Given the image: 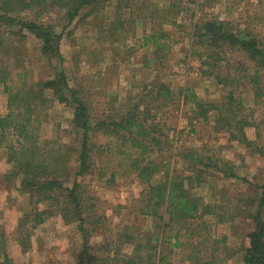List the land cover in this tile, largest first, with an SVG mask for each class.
I'll list each match as a JSON object with an SVG mask.
<instances>
[{
  "label": "rangeland",
  "instance_id": "rangeland-1",
  "mask_svg": "<svg viewBox=\"0 0 264 264\" xmlns=\"http://www.w3.org/2000/svg\"><path fill=\"white\" fill-rule=\"evenodd\" d=\"M99 1L105 4L99 2L96 8L104 6L108 10L79 23L71 33V29L65 30L61 42L64 67L71 85L87 101L95 124L120 120L121 115L140 107L138 123L120 131L125 138L109 135V128L99 124L90 134V171L75 178L84 198L83 227L87 233L79 228V222H65L59 213L65 201H38L37 196L31 198L22 191L20 179L14 174L16 164L9 159L23 141L12 131L0 129V264H76L84 254L85 240L89 253L96 257L92 258L94 264H125L121 255L113 259L114 249L121 254L131 250L126 242L119 243V236L124 233L132 235L136 244L142 243L143 256L153 252L145 246L151 237L158 253L156 259L162 253L170 264H196L198 260L244 264L246 235L254 227L252 216L264 186V95L256 96L257 87L252 86L249 77L256 64L242 51L223 54L218 66L213 67V72L226 83L219 84L203 76V58L191 56V35L195 23L217 20L229 24L234 31L246 30L264 49V0L187 3L177 25L163 22L162 27L158 26L162 20L160 11L173 0H136L135 11L140 15L131 23L134 34L127 36V46L123 39H116L108 29H103L104 14L116 0ZM37 6L26 12L27 18H31ZM129 13L127 6L121 15L126 24L130 22ZM62 16L61 11L54 10L38 20L60 29ZM153 28L162 29L164 41L170 45L164 51L162 65L148 62L153 56L152 50H148L150 44L141 46L142 38L152 33ZM5 30L3 27L0 32V70L11 73L10 85L37 89L36 83L45 81L51 72L36 40L27 33L26 37H13L9 29ZM9 47L16 49L14 56L7 54ZM259 74L258 85L263 88L257 89L264 93V69ZM158 83H165L175 93L180 87H187L209 103H221L225 109L231 98L232 112L225 111L223 115L231 117L227 122L232 126L225 122L221 128L219 121L215 123L218 114L215 111L206 120L192 121L195 109L190 101L183 104L177 99L175 104L156 109L149 104L155 93L147 94ZM42 96L33 119L31 142L45 155L57 149L64 152L68 178L72 181L81 134L72 126L70 108L59 104L50 92H42ZM7 99L5 87L0 83L2 116L8 113ZM147 105L151 107V116L144 119L146 109H143ZM232 118L238 123L234 124ZM129 136H139L153 152L149 149L150 154L140 156L138 149L131 146ZM136 159L140 167L158 162L160 172L156 173V181L162 180L167 172L172 181L191 175L200 182L190 187L187 177L183 179L188 198L199 209L186 226H181L165 205L158 208L159 217L141 213L146 210L149 184L143 182L137 168L130 166ZM160 162L169 163V169L160 168ZM155 179L151 183H157ZM206 206L210 208L207 212ZM41 211L46 212L41 216L43 222L36 224L35 214Z\"/></svg>",
  "mask_w": 264,
  "mask_h": 264
},
{
  "label": "trees",
  "instance_id": "trees-1",
  "mask_svg": "<svg viewBox=\"0 0 264 264\" xmlns=\"http://www.w3.org/2000/svg\"><path fill=\"white\" fill-rule=\"evenodd\" d=\"M99 2L105 4V2L99 0H0V32L3 27H6V30L9 29L8 33L13 35V37H26V33L32 36L39 46L40 55L45 58L46 64L51 72L49 78L45 81L36 83L37 89H35L28 85L19 87L10 85L11 78L9 75L11 73L7 70H0V83L4 85L5 91L8 94V113L3 116L0 115V129L8 132L12 131L23 141L20 147L15 149L17 151L11 153L9 159L16 164V172L14 174L20 179L22 191L28 193L31 198L37 196L38 201H65L61 204L59 213L66 223L79 222V228L84 230L85 233L88 230L83 227L85 219L83 217L82 201H84V198L82 197L81 185L75 178L78 176H86L90 171V134L96 125L99 124L100 127L106 126L109 128L107 130L109 135H117L125 138V136L120 135V131L137 125L138 117H140V107H135L132 111L121 115L120 120H112L111 123L98 121L101 123L95 124L91 119L87 101L81 95V91L71 85L70 77L65 70L64 57L61 53V42L65 30L67 32L68 29H71V33L79 26V23L94 19L98 13L108 10L104 6L101 9L96 8ZM135 2L136 0H116L113 2L112 7L109 6L111 9H109L108 13L104 14L103 29H108L112 37L123 39L125 46L129 42L128 35L131 36L134 34L131 23H135V19L140 15V13L135 11ZM187 3L202 5V2L199 0H173L169 6L160 11L162 12V20L158 26L162 27L163 22L177 25L178 17L181 15ZM34 5H38V9L29 19L25 14ZM127 6H130V16L128 17L130 22L126 24V21H124L121 15ZM54 10H59L63 13V21L60 29L55 25L38 20L39 16L45 13H53ZM111 12L112 15H110ZM23 14L25 17L22 16ZM228 25L225 22L217 20H207L201 24L195 23L191 35V56L203 58L201 61V65H203L202 75L212 78V81L221 84L226 83V80H223L219 74L214 73L212 70L214 69L213 67L218 66V62L222 59L223 54L230 51H242L249 59L255 61L256 68L252 74H249V77L252 86L259 88L261 91L263 87H259L258 84L261 79L259 73L264 69V49L260 47L257 38L252 37L246 30L239 29L234 31ZM164 37L165 33L162 29L158 30L153 28L152 33L142 38L141 46H149L150 44L148 50H152L153 53V56L148 61L149 63L154 62L156 65L158 63L163 64L165 57L164 51L170 48V45L164 41ZM130 50L133 49L130 48ZM7 54L14 56L16 49L9 47ZM146 64L148 63L146 62ZM226 66H229L228 63ZM235 66V64L232 65L234 71L236 70ZM257 88L255 89L258 92H256V96H263L264 93L260 92ZM230 91V93L233 92L232 90ZM42 92H50L59 104L70 108L72 126L79 135L81 134V146L78 157L75 159L76 173L72 181L68 178L67 159L64 152H60L57 149L45 155L36 143L31 142V138L34 135L33 119L37 107L39 104H42L40 100L43 98ZM154 93L155 96H152V99H150L152 101L149 104H152L156 109L168 107L171 103L175 104L177 99H181L183 104L190 101L193 109H195L192 121L199 119L206 120L209 118L210 112L215 111L218 112L215 123L219 121L221 128H223L225 122L227 125L232 126V123L227 122L231 117H224L223 115L225 111L226 113L232 112L230 110L232 106L231 98L229 100L226 98L228 100V107L225 109L223 105H220L221 103H209L203 97L190 92L187 87H180L175 93L165 83H158L148 91L147 96L149 94L153 95ZM145 109L144 119H147L151 116L150 105L145 106L143 111ZM231 120L234 124L238 123L235 118ZM157 125L159 124L157 123ZM158 130L162 135V129L159 128ZM138 137H128L130 138L128 140L131 141V146L138 149L139 155L142 157L150 154L148 152H150L149 149L151 150L152 147L147 146ZM155 140L158 142L157 139ZM242 140L246 141V139ZM11 149H14V147L12 146ZM151 151L153 152V150ZM138 162L136 159L130 166L137 168L139 170L138 175L143 178V182L149 184L146 210L141 211V213L146 217H159L158 208L165 205L166 211L173 213L175 215L174 218L181 226H186L187 220L192 219L199 209L196 203H192L188 198L186 194L187 190L183 188V179L187 177L190 187L199 185L200 182L196 178L191 177V175L183 176L182 180L179 179L180 181H172L167 178V172L162 180L156 181V173L160 172L157 167L158 162H148L142 167L139 166ZM159 166L160 168L162 166V168L168 170L170 164L160 162ZM174 168V163H172V169ZM199 176L200 173L198 174ZM154 179V182L157 183H151ZM66 183L68 184L65 185ZM261 188L262 194L259 197L260 201L252 216L254 227L246 235L248 245L244 249V264H264V186ZM154 200L157 201L153 202ZM205 209L207 212L210 208L206 206ZM44 213L46 212L41 211L35 214L34 220L36 224L43 222L41 216ZM150 239L151 237L147 238L148 241L145 246L153 250V252L143 256L141 255L143 250L142 243L136 244L133 241V236L128 235V233L120 235L119 243L126 242L131 250L128 253L121 254L118 250L114 249L113 259L115 260V257L121 255L123 256L122 259L125 264H170L163 257L162 253H159V257L156 259L155 254L157 250L151 244L152 239ZM88 246V242L85 240L82 252L84 254L80 256L76 264H94L92 261L96 257L89 253ZM196 264H211V261L202 262L198 260Z\"/></svg>",
  "mask_w": 264,
  "mask_h": 264
}]
</instances>
